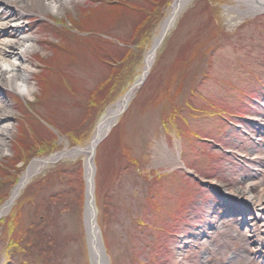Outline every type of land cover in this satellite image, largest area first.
Returning <instances> with one entry per match:
<instances>
[{"label":"rangeland","instance_id":"rangeland-1","mask_svg":"<svg viewBox=\"0 0 264 264\" xmlns=\"http://www.w3.org/2000/svg\"><path fill=\"white\" fill-rule=\"evenodd\" d=\"M10 1L0 0V20L22 26L0 40L30 35L36 47L25 52L31 97L1 95L11 129L0 200L30 174L0 217V264H93L87 153L31 161L86 148L138 78L174 0H70L57 13ZM244 7L186 0L95 147V225L108 264H264V212L232 195L246 183L253 195L264 188V11L237 12Z\"/></svg>","mask_w":264,"mask_h":264},{"label":"bare ground","instance_id":"bare-ground-1","mask_svg":"<svg viewBox=\"0 0 264 264\" xmlns=\"http://www.w3.org/2000/svg\"><path fill=\"white\" fill-rule=\"evenodd\" d=\"M23 1L25 4L30 3V0ZM69 1L70 0H36V4L42 11L57 13L61 11L63 4H67ZM236 1H242L245 5L244 9H238L237 12L239 13L244 14L264 11V0ZM9 2L11 1L4 0L5 4H9ZM21 26L22 23L17 17L9 15L0 20V32L8 28L18 31ZM35 47L34 40L30 35H16L13 38L3 37L0 40V153L5 151V138L8 136L11 129L8 116V113H10V105L1 98L2 91L5 87H9L19 95L31 97L33 86L29 84L28 80L29 72L32 70V67L26 62L25 52L31 51ZM116 110L117 109L109 110V114H114ZM251 186L252 183H246L245 188L236 189L232 192V195L241 198L252 211L264 212V188L258 194L253 195L249 192V187ZM262 231L264 232V230ZM262 231L261 233H263ZM259 232H253V236L257 239L258 244H260L259 241L262 238ZM262 247H264V245Z\"/></svg>","mask_w":264,"mask_h":264},{"label":"water","instance_id":"water-1","mask_svg":"<svg viewBox=\"0 0 264 264\" xmlns=\"http://www.w3.org/2000/svg\"><path fill=\"white\" fill-rule=\"evenodd\" d=\"M186 0H174L173 6L171 9L170 14L165 19L162 29L160 31L159 37L156 38V40L152 43L149 50L145 54L143 58V67L142 70L138 76V78L127 88V90L124 92L123 96L120 98L119 102L116 104L119 109H117L114 114L108 113L97 123L95 127V131L91 139L89 140L86 148H77L73 147L71 149H65L61 152H59L57 155H53L51 157L39 159L34 158L32 162L37 161L41 165L52 163L57 160H59L62 157H65L67 155L73 154V153H81L85 152L87 153L86 157V178H85V208H84V219H85V228L87 230V240L88 241V248H89V255L92 258L93 264H108L105 253L102 249L97 228L95 225V209H94V203H93V174H94V167H93V155L94 150L97 144L100 142V140L105 136L108 128L111 126L113 121L116 119V117L124 111L126 108L127 102L132 96V93L134 90H136L144 81L149 67L151 65V61L154 55V52L156 48L159 46L160 42L162 41L166 31L169 29L172 21L174 20L176 14L178 11L183 7ZM53 158V159H52ZM27 168L25 171V174L19 179V181L16 183V185L13 187L9 197L0 205V217L4 215V213L9 209L14 199L18 196L20 189L24 186L30 172ZM86 217V218H85ZM95 259V260H93Z\"/></svg>","mask_w":264,"mask_h":264},{"label":"trees","instance_id":"trees-1","mask_svg":"<svg viewBox=\"0 0 264 264\" xmlns=\"http://www.w3.org/2000/svg\"><path fill=\"white\" fill-rule=\"evenodd\" d=\"M130 81H131V80H130ZM130 81H129V82H130ZM129 82H128V83H129ZM124 88H125V87H124ZM5 197H6V196H5ZM4 199H6V198L1 199V200H0V203H1Z\"/></svg>","mask_w":264,"mask_h":264}]
</instances>
